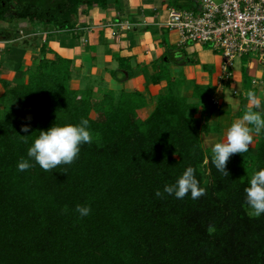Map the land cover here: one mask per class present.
<instances>
[{
  "label": "trees",
  "instance_id": "1",
  "mask_svg": "<svg viewBox=\"0 0 264 264\" xmlns=\"http://www.w3.org/2000/svg\"><path fill=\"white\" fill-rule=\"evenodd\" d=\"M170 5L197 11L200 1ZM108 7L109 0H0V23L10 25L0 29V42L17 41L24 21L76 31L82 8L86 14ZM174 53L156 62L152 84L170 75L164 63H190ZM40 54L34 68L17 71L18 84L0 80V264H264V215L250 217L245 202L251 175L264 169V132L254 148L230 156L225 175L204 144L216 110L209 85H197L189 102L169 78L143 119L139 112L149 108L143 93L73 89V61L47 43ZM81 119L89 120L93 140L71 165L46 172L32 161L18 170L40 131ZM189 166L204 196L155 195ZM77 205L90 206V214L80 217Z\"/></svg>",
  "mask_w": 264,
  "mask_h": 264
},
{
  "label": "crops",
  "instance_id": "2",
  "mask_svg": "<svg viewBox=\"0 0 264 264\" xmlns=\"http://www.w3.org/2000/svg\"><path fill=\"white\" fill-rule=\"evenodd\" d=\"M170 4L171 0H109L107 9L95 8L86 14L81 12L77 21V30L69 32H57L54 26L30 24L29 21L19 24V34L22 30L25 35L22 37L18 35L17 41L0 42V80L11 81L13 85L18 84L16 82L17 71L20 68H34L41 56V46L47 43L53 52L64 59L73 61L75 78L72 83H77L78 89L92 88L95 93L99 89L115 92L137 91L147 97L150 107L156 97L168 86L164 78L158 85L150 82V78L155 75L156 67L159 65L156 62L161 60L165 53L162 48L164 42L162 39L165 33L167 31L170 33V45L179 46L180 44V35L176 31L171 32L172 30L166 27L164 13L161 12L164 9L162 6L169 9ZM126 21L131 22L134 29L120 30V35L117 37H114L113 33L111 35L103 33V30L106 29L103 25L125 23ZM8 26L4 27L8 28ZM175 35L177 38L173 39ZM20 37L26 40H22ZM10 44L13 45V48L8 50L7 45ZM182 47L179 46L180 50ZM190 54L199 57L200 60L196 59L198 60L196 66L188 64ZM180 55L181 58L187 60V63L176 66L172 64L170 66L171 76H176L178 72L176 67H179L188 82L194 81L195 85L192 88L197 85L211 84L208 91L211 90L212 98L217 97L222 105V108L216 109L214 114L209 117L212 133L203 138L204 143L208 142L207 138L213 139V141L211 140L209 146L206 144L207 147L212 149L215 143L224 142L227 129L232 123L241 119L244 112L251 107L245 98L249 91L257 93L261 99V109L264 110V67L258 61L251 60L245 66L241 62L236 67L235 63L233 64L232 81L227 88L235 89L231 92L225 89L226 84L223 89L218 87L224 74L223 56L214 59V56L204 54L200 46H195V48L186 46ZM120 58L126 60V63L131 66L134 76L119 69ZM114 72H116L117 78H114ZM12 73L14 74L11 77L13 79L10 80L8 78ZM125 76H127L126 79ZM28 77L27 75L26 81H28ZM250 85H253L252 89ZM246 87L251 90L246 92ZM238 90L243 91L246 96L238 93ZM4 91L3 83L0 82V97ZM194 101V98L189 100V102ZM198 116L205 123L206 114L203 110H200ZM253 144L249 150L255 147L256 135H254Z\"/></svg>",
  "mask_w": 264,
  "mask_h": 264
},
{
  "label": "clouds",
  "instance_id": "3",
  "mask_svg": "<svg viewBox=\"0 0 264 264\" xmlns=\"http://www.w3.org/2000/svg\"><path fill=\"white\" fill-rule=\"evenodd\" d=\"M247 100L251 107L227 129L225 141L215 143L212 148L211 163L218 172L225 175H229L226 165L230 156L248 152L254 135L264 132V110L261 109L260 97L255 91H249ZM21 130L28 132L29 127L23 126ZM92 140L87 119H81L78 124L53 125L47 131H40L27 151L28 159H21L17 168L21 172L27 171L33 167L32 161L46 172L60 165H71L78 158L81 146L91 144ZM164 194L174 195L176 199H183L190 194L191 199L196 200L206 194V189L200 186L195 169L189 166L174 184H166L163 192L157 190L155 193L161 198ZM245 202L250 217L259 218L264 215V169L251 175L249 186L245 188ZM75 211L80 217H86L91 208L77 205ZM213 231L210 227L209 233Z\"/></svg>",
  "mask_w": 264,
  "mask_h": 264
},
{
  "label": "built area",
  "instance_id": "4",
  "mask_svg": "<svg viewBox=\"0 0 264 264\" xmlns=\"http://www.w3.org/2000/svg\"><path fill=\"white\" fill-rule=\"evenodd\" d=\"M199 10L182 11L170 7L166 27L180 35V45L199 44L211 46L221 52L224 60V74L219 89L232 81V68L235 60L244 55L254 54L264 67V0H199ZM105 28L117 27L113 36L120 30L130 31L134 25L107 23ZM212 105L220 109L221 102L212 98Z\"/></svg>",
  "mask_w": 264,
  "mask_h": 264
},
{
  "label": "rangeland",
  "instance_id": "5",
  "mask_svg": "<svg viewBox=\"0 0 264 264\" xmlns=\"http://www.w3.org/2000/svg\"><path fill=\"white\" fill-rule=\"evenodd\" d=\"M162 8H164V9H162V11L161 12H163L164 13V18H165V22H167L168 21V9H167V7L165 8V6H162ZM188 8H190V7H187V6H185L184 7V10L185 9H187L188 10ZM83 9L84 8H82V10H81V12L83 11ZM183 10V11H184ZM80 21V20H79ZM81 22H84V21H81ZM26 23V21H24V22H22V23H20V24H25ZM30 23V22H29ZM31 24V23H30ZM8 24H4V23H0V29H2V28H5L6 26H7ZM5 26V27H4ZM10 26V25H9ZM8 26V27H9ZM11 29V28H10ZM119 29L118 28H116V27H114V28H106L105 30H103V33H108V34H112L113 32H117ZM112 31V32H111ZM171 32H173V31H171ZM170 33L167 31L166 33H165V35H164V37H163V43H162V48L165 50V53L164 54H167V55H170V56H172V58H173V56H175V55H177L176 53H174V52H179L178 53V55H180V52L181 53H183V51H184V48L186 47V46H181L180 44H179V46L180 47H182V49L180 50V48H179V46H172V45H170V35H169ZM19 36H23V35H25V32L24 31H22L21 30V33L20 34H18ZM20 37V39H22V40H26V39H23V38H21ZM175 38H177V36L175 35L174 36V38L173 39H175ZM21 43L23 42V41H20ZM32 44V43H31ZM187 46H189V48H195V46H200V47H202V49H203V53L204 54H206V55H208V56H210V55H212V56H214V59H215V57H219V58H221L222 57V54H221V52H218V51H215L213 48H211V46H202V45H199V44H189V45H187ZM13 48V45L12 44H10V45H7V49L8 50H10V49H12ZM198 53V52H197ZM163 57V56H162ZM176 57H178V56H176ZM213 58V57H212ZM196 59H199V57L198 56H193V54H190L189 56H188V61L190 62V63H188V64H190V65H192V66H196V64L198 63V60H196ZM200 60V59H199ZM251 60H256L257 61V57L254 55V54H250V55H244L243 57H241V58H238V59H236L235 60V67H236V65L237 66H239L240 65V62H241V64H243L244 66L249 62V61H251ZM175 65L176 66V63H174V62H170V63H164L163 64V66H164V71L165 72H168L170 75H167V76H170V77H167V76H165V74H164V79L167 81V83H168V80H169V78H171V86L172 87H176V86H178V88L180 89V93H181V95H183V96H186L189 100L191 99V100H193V98H194V96H193V92H194V88H192L193 87V85H195L194 84V81H189L188 82V80L185 78V76L183 75L184 73H183V71L181 70V68H179V67H176L177 68V70H178V72L176 73V76L175 77H173V76H171V70H170V66L171 65ZM157 68V67H156ZM158 69V68H157ZM15 71V70H14ZM14 74L12 73V75L11 76H9V78L8 79H13V78H11L12 76H13ZM247 75V74H246ZM251 80V77L249 78V81ZM191 83V84H190ZM190 84V85H189ZM226 84V83H225ZM224 84V85H225ZM227 85V86H226ZM225 85V89H227L229 86H230V83H227ZM71 86H72V88L73 89H78V87H79V85L77 84V83H72L71 84ZM208 86V85H207ZM210 87L212 86L211 84L209 85ZM252 87H253V85H250V88L252 89ZM250 88H248V87H246V92H248L249 90H251ZM231 91V92H233V90H235V89H233V88H230V89H227V91ZM126 92H127V90H125ZM155 92H156V90H154ZM210 92H211V90H210ZM238 93H241V95H243V94H245L243 91H241V90H238ZM240 95V96H241ZM244 96V95H243ZM245 96H246V94H245ZM245 98H247V96L245 97ZM154 104V103H153ZM153 104H151V106L149 107V108H147V109H145V110H142V111H140L139 112V114H140V116L143 118V119H145L146 117H148L149 116V114L152 112V110H153V107H154V105ZM221 108H222V105H221ZM225 108H226V106H225ZM224 108V109H225ZM0 109L1 110H3L4 109V107L0 104ZM217 109V108H216ZM198 118L200 119L201 117L200 116H198ZM213 141V139H208L207 138V143H204L205 144V146H206V144L209 146V145H211V142ZM205 142V141H204ZM253 145L254 144H252V145H249V147H253Z\"/></svg>",
  "mask_w": 264,
  "mask_h": 264
}]
</instances>
